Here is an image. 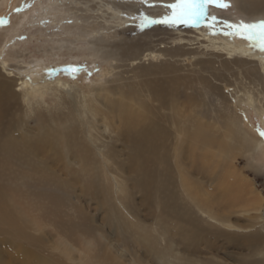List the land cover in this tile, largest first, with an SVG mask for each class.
I'll list each match as a JSON object with an SVG mask.
<instances>
[{"label":"bare ground","instance_id":"bare-ground-1","mask_svg":"<svg viewBox=\"0 0 264 264\" xmlns=\"http://www.w3.org/2000/svg\"><path fill=\"white\" fill-rule=\"evenodd\" d=\"M8 1L0 0V10ZM17 1L22 4L24 0ZM234 1L237 11L244 17L264 19V0ZM176 2L177 0L52 2L57 4L53 8L57 14L60 12L64 16H78L75 21L78 25L72 30H78V38L84 36L83 39H92L89 45L92 46L94 58L104 66L107 65L110 71L106 74L108 79L95 86L53 80L57 97H54L57 101V109L54 112L57 117L53 121L49 120L54 127L46 139L36 134L32 139L20 137L22 143L8 142L17 137L18 130L23 132V124L28 122L32 115L37 119L39 129L46 123L47 117L37 107H33L32 97L38 96L29 93L28 87L37 85L39 81L36 83L37 80L34 79L35 84L32 85L29 78L16 71L17 68L13 69L6 62H0L1 69L10 75L0 79L1 236H7L14 230L16 237L25 241L24 247L32 245L30 235L19 230L14 217V211L21 210V206L13 201L19 193L16 189L15 192L5 189L4 184L20 181L29 188L36 181L47 182L50 176L53 178V175L48 173V170H51L48 165L56 166L57 163L66 168H78L79 172L73 174V177L77 180L88 179L84 186L86 194H92L94 190V194L106 193L109 189L104 185V179L109 176L108 182L114 189L112 190L116 199L119 195L124 198L126 191L131 196V191L135 190L146 199L154 200L158 195V209L170 208L173 212L179 211L175 205L178 163H191L194 152L204 146L202 142L195 144L197 130L195 106L192 105L193 83L198 85L195 91L204 98L215 101L220 98L219 102L223 104L228 123L236 132V141L241 142L247 153L264 146V137L255 136V131L247 122V115L254 111L264 130V52L240 35L228 36L215 22L157 23L142 26L143 17L160 20L171 14L166 5ZM24 12L15 15L11 27H0V48L6 41V29H13L23 22L28 15ZM165 35L168 38L162 37ZM167 41L174 46L170 49L157 48ZM145 61H148L149 66L145 67ZM31 66L42 69L44 64L33 63ZM179 73H183L181 79H188L187 83L180 85L173 79L161 77ZM17 76L20 78H16ZM10 77L17 80L13 81ZM13 85L17 90L13 89ZM176 85H180L179 90L186 93L183 130L177 127L173 115L162 114L165 110L174 108ZM42 86L36 89L37 92L44 91ZM17 91L21 92V103L26 105L28 112L15 110ZM116 95L122 100H116ZM126 100L133 105L125 102ZM114 113L120 118L118 128L112 126L115 125ZM41 114L44 118H40ZM167 123L172 128H168ZM4 137H8L6 142L2 141ZM124 172L134 176V179L132 176L127 178V181L132 183L128 188H125L121 180V173ZM11 196L14 197L10 198ZM117 204L124 209L121 200H118ZM201 213V221L219 232L238 233L243 229L229 220L214 218L206 212ZM259 220L263 221V217ZM196 226L200 225H192L196 230L194 235L199 232ZM252 228L250 226L244 229ZM246 231L250 233L249 230ZM227 238L232 241L234 237L228 235ZM244 239L245 242L259 241V237L254 233ZM1 242L14 250H8L5 254L0 250V264H7L4 258L10 259V264H35L36 257L32 249H25L17 239ZM162 242H166L165 238H162ZM238 264L264 262L243 258Z\"/></svg>","mask_w":264,"mask_h":264},{"label":"rangeland","instance_id":"rangeland-1","mask_svg":"<svg viewBox=\"0 0 264 264\" xmlns=\"http://www.w3.org/2000/svg\"><path fill=\"white\" fill-rule=\"evenodd\" d=\"M9 1L0 10L1 29L11 27L18 13L25 11L28 15L15 28L6 29V41L0 48V62L17 68L16 71L29 78L32 85L35 84L34 79L36 83L39 81L28 88L32 96H38L32 97L33 107L46 114L47 121L39 129L38 121L32 115L23 124V132L18 130L17 137L8 142L22 143L20 137L32 139L36 134L46 139L54 127L49 120L53 121L57 117L54 112L57 109V97L53 80L95 86L108 79L106 74L110 69L94 58L92 46L89 45L92 39H83L84 36L78 38V30H72L78 25L75 24L78 16H64L53 9L57 6L53 4L57 0H24L22 4L17 0ZM217 2L229 6L221 8L209 4L204 16L195 22H215L225 34L236 36L240 34L235 26L264 21L244 17L237 11L234 0ZM168 10L172 12L170 8ZM162 37L168 38L167 35ZM250 42L256 45L254 41ZM173 46L167 41L157 48L170 49ZM33 63H42L44 66L42 69L32 68ZM148 64L145 61V67ZM68 69L79 70L72 72ZM0 74V79L10 76L1 67ZM161 77L173 79L180 85L188 81L181 79L183 73ZM10 78L15 81L20 76ZM40 85H43L44 91L37 92ZM180 85L175 86L177 97L174 99V108L162 114L173 115L177 127L183 130L186 93L179 90ZM196 88L198 85L193 83L192 105L195 106L197 130L195 144L202 142L204 146L194 152L191 163H178L175 205L179 211L158 209V195L154 200L146 199L135 190L131 191V196L126 191L124 198L119 195L116 199L114 189L108 182L109 176L104 179V185L109 189L106 193L94 194V190L92 194H86L84 186L88 179L77 180L73 177L79 172L76 166L66 168L61 163L56 166L50 164L48 173L53 178L50 176L47 182L32 181L35 183L29 188L20 181L4 184L5 189L12 192L16 189L19 193L18 197H10H14L13 201L21 206L20 211H14V217L19 230L30 235L32 245L24 247L25 241L16 237L15 231L11 230L7 236L0 235L1 252L5 254L8 250H14L2 240L17 239L25 249H32L36 257L35 264H238L243 258L264 262V256H260L264 255V146L247 153L241 142L236 141V132L228 123L220 98L218 101L204 98L195 91ZM13 89L17 90V87ZM20 94L17 91L15 110L28 112L26 105L21 103ZM115 99L122 100L118 95ZM125 102L133 105L128 100ZM114 116L115 125L112 126L118 128L120 118L117 113ZM247 120L248 126L255 131L254 135L262 137L260 133L264 130L257 114L250 111ZM167 127L172 128L168 123ZM7 140L8 137L2 139L3 142ZM180 143L184 144L183 141ZM97 171L101 173L100 169ZM121 174L125 188L130 187L132 183L127 178L132 176L134 179V176L125 172ZM125 199L128 200L124 202ZM118 200H121L124 209L117 204ZM201 211L217 219L229 220L243 229L238 233L219 232L201 221ZM246 211L249 213L244 214ZM260 217H263V221L259 220ZM193 224L200 225L196 226L199 232L195 235ZM250 226L253 228L244 229ZM253 233L259 237V241L245 242L244 237ZM228 235L234 237L232 241L227 238ZM162 238H165V243ZM3 260L10 264V259Z\"/></svg>","mask_w":264,"mask_h":264},{"label":"snow or ice","instance_id":"snow-or-ice-1","mask_svg":"<svg viewBox=\"0 0 264 264\" xmlns=\"http://www.w3.org/2000/svg\"><path fill=\"white\" fill-rule=\"evenodd\" d=\"M214 4L217 7L227 8V3H218L217 0H177L176 3L166 5V7L172 10L170 16H165L161 20H151L147 17H143L142 26L148 24H174L177 22L187 23L195 22L202 18L205 14L207 5ZM214 19V18H213ZM233 27V26H229ZM235 28L238 34L242 35L243 38L254 41L261 51H264V21L253 24L241 23ZM79 69H68V71H78ZM260 135L264 137V132Z\"/></svg>","mask_w":264,"mask_h":264}]
</instances>
